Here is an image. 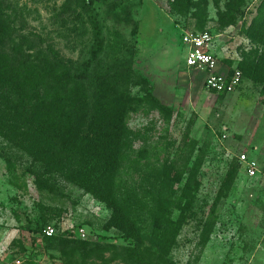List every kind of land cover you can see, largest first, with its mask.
Wrapping results in <instances>:
<instances>
[{"label":"rangeland","instance_id":"374dc122","mask_svg":"<svg viewBox=\"0 0 264 264\" xmlns=\"http://www.w3.org/2000/svg\"><path fill=\"white\" fill-rule=\"evenodd\" d=\"M4 3L32 46H52L93 88L109 76L101 91L127 94L130 110L118 210L57 168L54 135L36 138L8 117L16 130L0 132V264H65L47 227L102 251L99 264H264V86L243 70L235 93H210L185 67L181 42L209 31L222 67L264 61V0ZM242 154L258 176L247 175Z\"/></svg>","mask_w":264,"mask_h":264},{"label":"trees","instance_id":"16d2710c","mask_svg":"<svg viewBox=\"0 0 264 264\" xmlns=\"http://www.w3.org/2000/svg\"><path fill=\"white\" fill-rule=\"evenodd\" d=\"M260 32L264 45V25ZM101 49L99 41L95 52ZM72 66L52 46L35 48L25 35L18 34L15 18L0 0V132L15 133L16 125L6 123L14 115V123L22 121L27 125L26 134L33 132L36 138L54 135L56 159H60L57 168L67 170L73 182L118 210L114 184L127 130L129 96L109 98L101 91L109 76L95 77L100 84L93 88L87 76L75 74ZM240 69L243 75V70L248 71L253 80L264 86V61L249 59ZM113 221L127 227L130 223L129 219L119 220L116 216ZM48 240L66 258L65 264L101 262L103 252L90 248L86 242L63 236Z\"/></svg>","mask_w":264,"mask_h":264},{"label":"built area","instance_id":"2783aa9c","mask_svg":"<svg viewBox=\"0 0 264 264\" xmlns=\"http://www.w3.org/2000/svg\"><path fill=\"white\" fill-rule=\"evenodd\" d=\"M181 42L185 51V67L197 72L202 77L203 88L215 95H231L241 86L243 74L240 69L222 67L215 37L209 31L185 32ZM239 162L245 165L249 177H256L260 173L256 160L249 159L246 155L239 156ZM47 237L55 236V229L47 227L44 231ZM80 235L85 236L81 230ZM11 264H24L21 260H14Z\"/></svg>","mask_w":264,"mask_h":264}]
</instances>
